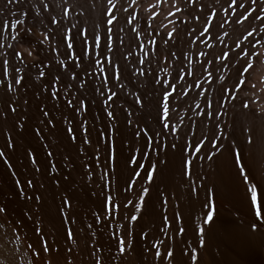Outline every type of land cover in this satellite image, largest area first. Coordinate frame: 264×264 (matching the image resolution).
<instances>
[{"label": "rangeland", "instance_id": "rangeland-1", "mask_svg": "<svg viewBox=\"0 0 264 264\" xmlns=\"http://www.w3.org/2000/svg\"><path fill=\"white\" fill-rule=\"evenodd\" d=\"M53 1L54 0H30L32 16H24L21 14L27 5L23 8L17 7L16 5L11 6L12 10L17 13V16L9 17V19L12 21L17 18L24 21L26 20L25 22L28 25H32L35 22L33 19L35 17L33 14H37L35 10L37 12V9H41L43 4L49 5L50 3L51 6L48 12L41 13L43 16H41V18H43L44 22H47L41 24V27L40 24L35 27V32L37 34L33 39L34 45H39L38 38L41 35L45 36L47 34L50 38L47 40L49 46L48 44L45 47L39 45V54L37 55L36 52L33 54L35 59L43 61V63H37L36 67L33 68V80H35V77L38 75L36 68L45 72L50 69L52 71H60L59 68L65 71L68 68L67 66L72 65L73 60L76 59V56H74L73 53L71 54V52L67 56L64 54L67 41H64L63 44H59L58 46L61 33L65 32L64 34H69V36H71L76 31L72 25L76 24H66V28L62 23L60 25H58L59 23L55 25L51 24L52 14L50 11ZM55 1H59L60 5L64 7L63 16H65L64 9H68V14L64 17L66 20L72 19V14L84 20V31L86 30V35L88 37L90 54L95 57L96 52L91 51L92 35L90 34L93 33V31L103 34L106 27V20L101 17V9H106L109 6L108 0ZM5 2L6 0H0V8L4 7ZM230 2L231 0H227V2L226 0H220L218 5L216 0H179L178 6L181 8V12L177 13L175 8L171 7L168 0H137L136 4H133L132 0H113V3L116 5L113 12L117 15L118 22H114V25L111 27H114V30L119 33L117 43L123 40L121 48L123 50V56L127 57L126 61L121 59V63L124 62L127 69L133 71H136L138 68L146 69L151 67L157 79L160 77L159 80H169L171 82L172 75H170V73L174 75L177 69L188 68L189 60L193 61V63L205 62L206 58L199 55L200 52L209 53L207 59H212L213 54L219 55L221 50L227 52L229 49H234L235 52H239V49H236L234 44V41L237 39L247 48L248 41L244 39V36L247 35V33L244 32V27H247V25L240 27L238 30H233L231 15L226 11L228 3ZM149 3H159L160 6L156 9L157 16L154 17L152 21H156L166 35L167 32L165 29H167V31H172L174 25L181 27L184 42L176 43L174 49L172 48L171 50L178 54L181 52L183 53L182 64L176 63L177 57L168 59L163 55L161 56L159 65L157 66L155 63L153 53L156 52L157 43L163 45V42L160 40L159 35H154L155 33L151 32L149 29L148 32L151 33V36L145 34L144 28L147 27L148 24L144 20H140L136 13V11L139 10V13L146 18L151 12V8L148 7ZM34 5H36V7ZM121 5L123 8H128V12L134 15L136 14V22L132 24L127 23V20L131 19V17L128 13L123 12ZM213 10L219 12V15H215ZM169 11L173 14L169 15ZM197 16L200 17L199 20L196 19ZM209 16L212 17L208 25L211 27V31L205 33V35L201 37L200 33L206 26L205 21ZM221 17H223V20H221ZM93 18H95V20ZM78 20H76L77 26L79 25ZM224 21H227V23L224 29L220 30L218 25ZM100 23L102 25H100ZM93 24L95 26H93ZM183 24L187 25L186 29L182 26ZM258 25L259 22L257 21L254 23L253 27ZM132 28H136L137 31L140 32V35L136 36L135 33L131 31ZM45 29H47L46 31H49V29L52 31L46 33ZM36 30L39 31L37 32ZM72 30H74V32H72ZM193 30H195V34H193ZM53 32H56V36ZM3 33V41L0 35V45H3V47H0L1 53L10 51L7 49V44L16 43L12 40V36L16 34L15 30H6L3 31ZM225 33H228V35H225ZM240 33H244V35H240ZM213 36L216 38L213 39ZM252 39L253 42L256 40H264V34H260L259 32L254 33ZM153 41H156V43H153ZM138 44L141 46L138 47ZM17 47L26 48L28 45H18ZM60 49H62V51ZM161 50V52H163V48ZM79 51L80 46L79 42H77L75 52L79 53ZM257 51H264V42L257 47ZM235 52L229 53L232 56L231 61L227 59H217L215 65L205 64L206 71L197 68V76L200 77L199 84L201 87H189L193 81V77L191 76H187L184 81H181V83L185 84L188 98L183 106H177L175 102L173 103L174 112L172 114L173 119L170 121V127L175 128L176 131L171 132L166 129L163 135L156 136L153 141L154 144L160 143L163 146L164 144L170 143L178 135L181 144L186 142L189 145L187 152L192 154L191 158L195 161V167L192 169V175L190 177H182L181 175V157L178 150L173 153L168 149L167 157H165L163 151H161L159 158L162 160L167 159V167L164 168L161 166L163 175L154 173V182L151 184L146 183L147 177L144 174V169L139 168L137 164L130 162L126 163L127 158L131 155L135 156L140 164H144L147 167L149 165V160H154L156 158V151H154L152 147H143L145 132L148 133V136H154L156 132L160 131V126L156 123V111L151 106L145 107V111L144 109L143 111H138L141 109V105L137 104L136 106L135 104V100L139 95L143 96L147 91L151 90V75H149L146 80L145 77L140 76L137 71L138 75L136 74L137 76L130 80L129 74L126 71V76L124 75L125 78L115 84L109 83L110 85L108 84L104 88V96L101 97L99 93L93 92L91 86H89L90 88L88 87L86 91L84 88H80L81 82L88 84L92 81V84L97 88L100 86L99 81H101L103 76L107 75L98 70L101 66H104V59L101 57L100 66L95 65V68L89 69L88 76L81 72L80 79L76 81L77 88H80V93H83V95L87 97L86 103L90 105L86 112L79 114H75L71 109L64 107L67 100L80 94L77 92V88L66 89L65 83L61 82H55L52 87L43 88V97L49 96L53 90L60 92V96L57 98L58 101L61 102L60 110L55 112V116L57 117L56 127L52 129V125H49L48 128H44L41 132L44 139H41L35 135L37 123L35 119H29L27 121V130L21 129L19 124H17V131L22 132L23 135L22 137H15L16 145L14 150L6 148L5 145L8 137L4 134H0V150L6 153L5 157H0V206L7 205L8 207V214L6 216L0 214V234L2 237L9 240L14 235V232L19 231L22 232H18L21 237H25L26 239L29 238L28 240L37 248H40L44 241L53 248L57 247V245L67 248L72 242L66 240V231L71 229L76 234L77 244L81 248L87 244L89 249H100L98 254L102 258H111V264H140V261H143V264H152L151 257H149L148 260H144L142 254L137 255L138 253H142L143 248L148 246L141 240V229L143 228L144 232L155 235L159 228L168 227L161 222L163 216L171 218L174 212H181L184 213L186 217L187 188L189 187L188 181L190 180L192 186L200 189L201 200L204 198L203 186H207L214 190L212 198L216 207L215 224H203L205 216L201 213L199 205H197L196 213L192 218L193 224L189 226L188 235L185 237L186 247H188L189 250H191V248H196L200 264H264V234L254 233L248 228L249 217L247 201L244 198V187L237 177L236 169L232 167V157L228 153H225L223 156L217 154L212 161H209L205 154L212 155L214 149L207 140H205L200 153H196L195 148L191 147L194 143V137L196 139H203V134L208 133L209 129L213 126L209 118L204 116L206 107L205 97L203 95H197L198 93L206 92L208 98L212 101L213 108L219 112L218 119L220 121V129L217 134L219 135L223 131H231V128H227L226 126L234 124L236 136L241 144L245 142V137L241 132V128L252 123V116L250 113H247L246 110L244 112L241 111L240 100L245 97H250V103L255 107L257 113L261 108H264V90L259 88L254 92H250L247 89L243 92H239L236 96L235 103H233L232 96L236 94L238 90L232 87V85L236 81V68L240 66ZM3 58V56H0V61H2ZM61 59L64 65L61 64ZM140 60H145L146 63L139 64ZM261 60H264V56H262L260 60L254 62L255 67L251 70L250 75V80L252 82L264 80V63H261ZM11 63L16 67L23 68L24 66L21 59L13 58ZM9 73L7 78H4L2 74H0V78L11 81V67L9 68ZM209 73L212 74V78L209 77ZM181 74L183 75L184 73L181 72ZM18 75H23V73L21 72ZM89 77L93 79L91 80ZM221 77L224 79L222 80ZM81 78L83 79L81 80ZM43 79L42 77L41 80ZM67 79L68 76H65V82ZM213 79L215 83H213ZM143 80L145 82H143ZM25 83H27V81ZM37 83L39 82L37 81ZM221 83L225 85L226 89L222 98L219 88ZM20 91L23 93L24 89L21 88ZM33 91L34 89L29 85L28 98L31 101L28 106L29 116L34 113L39 115L37 113L38 103L40 107L46 110L50 107V102L47 100H44L43 103L36 101L32 95ZM112 91L119 92L118 98L113 97L115 104H113L112 101L104 103L107 99L106 96L111 95ZM2 93L3 86L0 85V94ZM173 95L175 96V93ZM221 104L223 108H220ZM101 108L105 109V111H101ZM19 111L23 112V107L20 108ZM109 111L114 112V117H108L107 113ZM198 112L200 115H197ZM234 117L235 120H233ZM129 121H131V123H129ZM23 122L24 121H21V123ZM78 124H83V128H79L76 131L75 135L77 136V140L73 143L66 129L76 127ZM145 125H147V127ZM10 126L11 120L7 124L0 123V129L6 130L10 128ZM84 128L89 130L88 133H84ZM49 129H52V131H49ZM136 132H139L140 136H135L134 134ZM98 133H104V135L98 136ZM85 134L90 135L91 145L82 143V138ZM217 143H219V141ZM45 145H47V147H45ZM108 146L114 148L115 160L112 162L111 167L106 169V148ZM96 147L99 148L98 158L94 153ZM141 147H143L144 152L149 154L148 157L141 156L140 152L137 151V148ZM29 148L34 149V156L38 160V165H32L30 159L26 157L25 151ZM81 148L84 149L82 153L79 151ZM49 151L53 153L51 157L47 156ZM244 155L247 157V149H245ZM198 157L204 158L198 159ZM4 159H8L9 164L12 165L11 169H9L8 165L4 164ZM85 163L88 164V169L94 173L93 179L95 183H90L88 181V177L85 174L86 170L83 167ZM52 165H55L56 171H52ZM37 166L41 168L44 174L34 173V169ZM261 167L264 168V161L261 162ZM134 168L141 173V177L137 178L139 182L134 185L135 191L128 196V199H137L135 192L140 190L141 185L148 187L149 195L146 197L148 203L145 215L140 218L138 222L131 221L130 217L128 220H124L123 217L125 215L134 212L133 206L129 205L128 209L121 208L115 214L114 219L117 222L110 223L106 228L103 220L100 224H95L91 213L99 209L101 198L93 197L90 194L93 190L99 191V189L95 187V184L100 183V175L105 171L112 172L114 169L115 176L119 179L120 190L122 191L128 176L130 174L134 176V173L131 172ZM13 172L17 173L15 177L12 175ZM64 176H69V180H63L62 177ZM28 178L35 179L38 190L34 191L33 189L26 188L25 191L33 197L35 195H42V204H37L34 199L28 201L17 196L18 189L15 187V180L21 179V181H24ZM57 179H59V184L56 182ZM40 183L44 184V188H39ZM107 183L108 186L105 188V191L115 196L117 185L112 182L111 177H109ZM21 187H24L23 183ZM61 197L69 198V204H63ZM117 199L123 201V197H118ZM123 202L126 203V201ZM62 208L64 210L63 212L60 211ZM204 211L206 212L207 210ZM135 214L138 215V217L140 216L139 213ZM28 216H32V219H28ZM196 217H199V219ZM112 219L113 217H109V220ZM73 220H75V223H72ZM121 223L128 224L130 230L134 229L133 235L129 238L133 239L136 252L131 256L121 257L117 253L114 243L113 246L109 248L110 234L111 239L114 241V238L122 231L120 227ZM89 224L93 225L91 229L88 228ZM178 224L183 225L184 220L178 221ZM196 224L206 229V247L204 248L199 247L198 238L193 232V227ZM36 228L41 229L39 234L34 231ZM93 232L100 233V235L91 236V239H85L86 233L91 235ZM4 234L7 235V237H4ZM171 234L170 232L168 235L161 233L160 238L168 240ZM151 235L145 237L149 243L154 242L151 239ZM13 240L14 237L9 240V242H6L9 243V245H13ZM97 240H99V243L96 242ZM169 243H171V241H169ZM101 245H103L102 248ZM161 250L163 251V249ZM78 259H84V257L80 256ZM185 259L188 260L189 258L185 257ZM87 264H90V261L87 262ZM102 264H108V260L102 259ZM157 264H159V262H157ZM189 264H191L190 261Z\"/></svg>", "mask_w": 264, "mask_h": 264}, {"label": "snow or ice", "instance_id": "snow-or-ice-1", "mask_svg": "<svg viewBox=\"0 0 264 264\" xmlns=\"http://www.w3.org/2000/svg\"><path fill=\"white\" fill-rule=\"evenodd\" d=\"M168 2L172 8H175L177 13L181 12V8L178 6L179 0H168ZM132 3L136 4L137 0H132ZM216 3L219 5L220 0H216ZM12 5H16L17 7H24L27 5L21 14L24 16L31 15L30 0H6L4 7L0 8V31L16 30V35L12 36V40L16 43L7 44V49L10 51L0 53V56L4 57L3 60L0 61V74H2L4 78H7L10 74L9 68H12L11 81L0 78V85L3 86V93L0 94V123L7 124L11 120L10 128L6 130L0 129V134H4L8 137L5 145L6 148L14 150L16 145L15 137H22L23 135L22 132L17 131V124H19L21 129L27 130V121L29 119H35L37 121L35 135L44 139L41 135L43 129L48 128L49 125H52V129L56 127L57 117L55 116V112L60 110L61 102L57 99L60 96V92L53 90L49 96L43 97V88L52 87L55 82L65 83L66 89L77 88L76 81L79 80L80 73L83 72L87 75L89 69L95 68V65H99L101 63L100 58L102 57L104 59V66L98 70L102 73H106L107 75L101 78L100 86L97 88L91 82L88 84L81 82L80 88H84L86 91L87 88L91 86L94 93H99V95L103 97L104 88L109 83L115 84L116 82L121 81L124 78L126 71L129 74L130 80L136 77L137 71L139 72V75L145 77L146 80L149 75H151V90L147 91L143 96H138L135 100V104L141 105V109L138 111H142L148 106L153 107L156 111V123L160 126V131L156 132L154 136H148V133L145 132L143 137V147H152L153 150L156 151V158L154 160L150 159L147 167L144 164H140L136 157L131 155L127 158L126 163H134L137 164L139 168L144 169V174L147 177L146 183L151 184L154 182V173H160L163 175L161 166L164 168L167 167V159L162 160L159 158L161 151H163L164 156L167 157L168 149H170L173 153L178 150L181 157L182 177H190L192 175V169L195 167V161L191 158L192 154L187 152L189 145L186 142L181 144L178 135L170 143L164 144L163 146L160 143L154 144L153 141L156 136L163 135L164 130L166 129L171 132L176 131L175 128L170 127V121L173 119L172 114L174 112L173 103L175 102L177 106H183L188 98V92L185 84L181 83V81H184L187 76H191L193 77V81L189 87H201L199 84L200 77L197 76V68L202 71H206L207 69H205V64L215 65L217 59H227L231 61L232 56L229 53L235 52L234 49H229L227 52L221 50L219 55L213 54L212 59H207L209 53L200 52L199 55L206 58L205 62L193 63V61L189 60L188 68L177 69L174 75L170 73V75H172L171 82L169 80L156 79L155 72L151 69V67L146 69H137L136 71L127 69L126 64L121 63V59L124 61L127 60V57L123 56V50L121 48L123 40H120V42L117 43L119 34L114 30V27H111L114 25V22H118V17L113 12L116 5L113 3V0H108L109 6L101 11L102 19L106 20L105 30L103 34L96 31H93L92 33L91 51L96 52V56L94 57L90 54L86 30L82 32L77 25H73L76 29L75 33L69 36L62 32L61 39L58 43L59 46V44H63L64 41H67L64 54L67 56L71 52L76 56L72 65H69L64 72L52 71L51 69L45 72L36 68L38 75L35 77V80H33L32 69L36 67L37 63H43L42 60L38 61L33 57L34 52H36L37 55L39 54V45L33 44V39L35 38V27L36 23H44L41 18V13L47 12L51 6L43 4L41 9H37V14L33 18L35 22L32 25H28L24 20L18 18L14 21L9 19V17L17 16V13L12 10ZM159 6V3L148 4V7L151 8V12L146 18H144L146 23L147 21H152L153 18L157 16L156 9ZM121 8L123 9V12L128 13L131 17V19L127 20L128 24L136 22V16L128 12V8H123L122 5ZM226 11L231 15L233 30H238L240 27L247 25V27H244V32L247 33V35L244 36V39L248 41L247 48L241 44L238 39L234 41L236 49H239V52H235V56L240 65L236 68V81L232 85V87L238 90L237 93L232 96L233 103H235L236 96L239 92L245 91V89L250 92H254L258 88L264 90V80H258L256 82H252L250 80L251 70L255 67L254 62L260 60V58L264 56V51H257V47L261 45L264 40H256L253 42L252 39L254 37V33L259 32L260 34H264V0H243V2L242 0H231V2L228 3ZM213 12L215 15H219V12L215 10H213ZM67 14L68 9H64V15L67 16ZM168 14L172 15L173 13L169 11ZM196 19L199 20L200 17L197 16ZM211 19L212 17L209 16L205 21L206 26L200 33L201 37H203L205 33H209L211 31V27L208 26ZM221 20H223V17H221ZM257 21L259 22V25L253 27L254 23ZM50 23L57 24L58 21L56 17H52ZM226 23L227 21H224L219 24V29L223 30ZM182 26L185 29L187 28L186 24H183ZM151 27V24H148V26L144 28V32L148 36H151V33L148 32V28ZM51 31L52 30L49 29V33ZM131 31L135 33L136 36L140 35V32L137 31L136 28H132ZM155 31L156 29L152 28V32ZM165 31L167 32V38H165L163 34H160V40L163 42V45L161 46L157 43L156 52L153 53L155 63L158 66L161 56L163 55L168 59L177 57L176 63L182 64L183 53L181 52L178 54L177 52L171 50L176 46V43L184 42L181 27L174 25L172 31H167V29H165ZM193 34H195V30H193ZM225 35H228V33H225ZM240 35H244V33H240ZM48 38V35H45L43 39L46 40ZM215 38L216 37L213 36V39ZM77 42H79L80 46L79 53L75 52ZM39 43L42 44L43 40H40ZM153 43H156V41H153ZM25 44H27L28 47H17L18 45L23 46ZM137 46L140 47L141 45L138 44ZM0 47H3V45H0ZM161 47H163V52H161ZM13 58L21 59V62L24 65L23 68L16 67L12 64L11 60ZM139 63L144 64L146 61L140 60ZM261 63H264V60H261ZM61 64H63V61H61ZM21 72L23 75H18ZM181 72L184 74L182 75ZM65 76H68L66 82ZM42 77L44 78L43 80H41ZM209 77L212 78L211 73H209ZM221 79L223 80L224 78L221 77ZM26 81L27 83H25ZM37 81L39 83H37ZM213 83H215L214 79ZM29 85L32 89H34L32 95L36 101L43 103L44 100H47L50 102V107H48L47 110L40 107L39 103L37 104V113L39 115L34 113L29 116L28 114V106L31 103L28 98ZM21 88L24 89L23 93L20 91ZM80 88H77L78 93H80ZM219 88L222 98L224 92L226 91L225 85L221 83ZM174 93L175 96L173 95ZM197 95H203L205 97L206 107L204 110V116L209 118L213 126L209 129L208 133L203 134V139H196L194 137V143L191 147L195 148L196 153H200L205 140H207L214 149L212 155L205 154L209 161H212L217 154L223 156L225 153H228L232 157V167L236 169L237 177L240 179L244 187V198L247 201L249 217L248 228L254 233L264 234V168L261 167V162L264 161V108H261L257 113L255 107H253L252 103H250V97H245L240 100L241 111L244 112L246 110L247 113H250L252 116V123L241 128V132L245 137V142L241 144L236 136L234 124L226 126L227 128H231V131H223L219 135L217 134L220 129V121L218 119L219 112L213 108L212 101L208 98L206 92H201ZM113 97L118 98V93L116 91H112L111 95L107 96L104 103L112 101L113 104H115ZM86 101L87 97L83 95V93H80L72 99L67 100L64 107L71 109L75 114H79L88 110L90 105L89 103H86ZM22 107L23 112H20L19 109ZM220 108H223L222 104L220 105ZM101 111H105V109L101 108ZM107 115L109 118H112L114 117V112L109 111ZM197 115H200V113L198 112ZM233 120H235V117ZM21 121L24 122L21 123ZM129 123H131V121H129ZM145 126L147 127V125ZM79 128H83V124H78L76 127L66 129V132L73 143L77 140L75 133ZM52 129H49V131H52ZM83 131L84 133H88L89 130L84 128ZM100 135H104V133H98V136ZM134 135L140 136V133L136 132ZM218 141L219 143H217ZM82 143L85 145H91L90 135H83ZM45 147H47V145H45ZM143 147L137 148V151L140 152L141 156L148 157L149 154L143 151ZM245 149H247V157L244 155ZM79 151L82 153L84 152V149L81 148ZM94 153L98 158V147L94 149ZM25 155L30 159L32 165H38V160L34 156V149H26ZM52 155L53 153L51 151L47 153L48 157H51ZM5 156L6 153L0 150V157ZM203 158L204 157H198V159ZM114 160L115 150L113 147L108 146L106 148L105 168H110ZM3 162L8 165L9 169L12 168L8 159H4ZM83 167L86 170L85 174L88 177V181L90 183H95L93 179L94 173L88 169V164L85 163ZM52 171H56L55 165H52ZM131 172L134 173V176L131 174L128 176L125 180L122 191L120 190L119 179L115 176L114 169L112 172L105 171L100 175V183L95 184V187L99 189V191L93 190L90 194L93 197L101 198L99 209L91 213L95 224H100L103 220L106 228L110 223L117 222L114 219L115 214L121 208L128 209L129 205L133 206L134 212L125 215L123 217L124 220H128L130 217L131 221L138 222L139 219L145 215L148 203L146 197L149 195V188L141 185L140 190L135 192L137 199H128V196L135 191L134 185L139 182L137 178L141 177V173L135 168L132 169ZM34 173L44 174L39 166L35 167ZM12 175L15 177L17 173L13 172ZM109 177H111L112 182L117 185L115 189V196L105 191V188L108 186L107 182ZM62 179L67 181L69 180V176H64ZM56 182L59 184V179H57ZM22 183L24 187H21ZM188 184L186 217L185 214L181 212H174L171 218L163 216L161 222L168 227L159 228L155 235L144 232L143 228L141 229V240H143L148 246L143 248L142 253H138L137 255L142 254L144 256V260H148V258L151 257L152 264H157V262H159V264H189V261L191 264H200L196 248H191V250H189L188 247H186L185 237L188 235L189 226L193 224L192 218L196 213L197 205H199L201 213L205 216L203 224H215L216 207L212 198L214 190L212 188H208L207 186H203L204 198L201 200L200 189L192 186L190 180L188 181ZM15 187L18 189L17 196L19 198L26 199L28 201L34 199L37 204H42V195H35L33 197L25 191L26 188L33 189L34 191L38 190L37 183L34 178H28L24 181L16 179ZM39 188H44V184L40 183ZM118 197H123V201H126V203L118 200ZM61 200L63 204H69V198L61 197ZM204 210L207 211L205 212ZM60 211L63 212V208L60 209ZM135 213H139L140 216L138 217ZM0 214H4L5 216L8 214L7 205L0 206ZM109 217H113V219L109 220ZM196 218L199 219V217ZM28 219H32V216H28ZM180 220H184L183 225L178 224V221ZM72 223H75V220H73ZM92 227V224L88 225L89 229ZM120 227L122 231L114 238V241L111 239L110 234L109 248H111L114 243L116 251L121 257L131 256L136 252L133 239L129 238L133 235L134 229L130 230L128 224L126 223H121ZM34 231L39 234L41 229L36 228ZM169 232L172 234L169 235L168 240L160 238L161 233L168 235ZM193 232L198 238L199 247H206V229L199 224H196L193 227ZM99 235L100 233L95 232L91 233V235L86 233L85 239H91V236ZM149 235H151V239L154 242L149 243L145 239V237ZM65 238L67 241L72 242L67 248L59 245L53 248L46 241H44L41 244V247L35 251L33 264H36V261H39V264H87L89 261L90 264H102V259L108 260V264H111V258H102L98 254L100 249H89L87 244L81 248L77 244L76 234L73 230L68 229L66 231ZM169 241H171V243H169ZM96 242L99 243V240ZM27 247L32 250L35 248V245L29 243ZM102 247L103 245H101V248ZM161 249H163V251ZM80 256H83L84 259H78ZM185 257H188L189 259L186 260ZM140 264H143V261H140Z\"/></svg>", "mask_w": 264, "mask_h": 264}, {"label": "bare ground", "instance_id": "bare-ground-1", "mask_svg": "<svg viewBox=\"0 0 264 264\" xmlns=\"http://www.w3.org/2000/svg\"><path fill=\"white\" fill-rule=\"evenodd\" d=\"M45 1V0H44ZM50 1V0H49ZM81 1V0H80ZM43 2V1H42ZM99 2V1H98ZM45 3V2H44ZM103 3V2H102ZM92 4V3H91ZM40 5V4H39ZM49 5H50V3H49ZM35 7H36V5H34ZM65 6H67V5H65ZM42 7V6H41ZM90 7V6H89ZM208 7V6H207ZM23 8V7H22ZM40 8V7H39ZM63 8L64 7H62L61 5H60V2L59 1H53L52 2V8H51V14H52V16L51 17H56V19H57V21H58V25H60L61 23H62V25L64 24L65 25V28H66V24H70V23H75L76 25H77V22H76V20H78L79 18L75 15V14H72V19H68V20H66L64 17L65 16H63ZM15 9V8H14ZM19 9V8H18ZM21 9V8H20ZM25 9V8H24ZM35 9V8H34ZM66 9V8H65ZM16 10V9H15ZM72 10H75V9H72ZM79 10V9H78ZM102 10V9H101ZM82 11V10H81ZM80 11V12H81ZM48 12V11H47ZM71 12V11H70ZM73 12V11H72ZM94 12V11H93ZM32 13V12H31ZM35 13H37L36 12V10H35ZM79 13V12H78ZM134 13H135V11H134ZM136 13H137V15H138V17H139V19L140 20H144L145 21V17H143L140 13H139V10L138 11H136ZM47 14V13H46ZM76 14H77V12H76ZM80 14V13H79ZM78 14V15H79ZM86 14V13H85ZM142 14H143V12H142ZM49 15V14H48ZM87 15V14H86ZM136 15V14H135ZM32 16V15H31ZM33 16H36V15H34L33 14ZM42 16V15H41ZM45 16V15H44ZM50 16V15H49ZM81 16V15H80ZM79 16V17H80ZM95 16V15H94ZM43 17V16H42ZM70 17V16H69ZM86 17V16H85ZM90 17V16H89ZM43 19V18H42ZM45 19V18H44ZM94 20H95V18H93ZM96 19H98V18H96ZM46 20V19H45ZM50 20V19H49ZM74 20V21H73ZM90 20V19H89ZM26 21V20H25ZM79 21V27L81 28V31L83 32L84 31V28H85V23H84V20L83 19H79L78 20ZM88 21V20H87ZM45 22H47V21H45ZM45 22H44V24H45ZM97 23H99V22H97ZM97 23H95V24H97ZM102 23V22H101ZM100 23V25H102ZM31 24H32V22H31ZM39 23H37L36 25H38ZM89 24V23H88ZM147 24H151V28H148L151 32H152V28H155L156 29V31L155 32H153V33H155L154 35H159L160 36V34H163L164 35V37L165 38H167V35L164 33V31L158 26V23L156 22V21H147ZM48 25V24H47ZM55 25V24H54ZM53 25V26H54ZM61 25V26H62ZM63 25V26H64ZM91 25V24H90ZM69 26V25H68ZM67 26V27H68ZM71 26V25H70ZM73 26V25H72ZM93 26H95L94 24H93ZM116 26V25H115ZM40 27H41V24H40ZM40 27H38V28H40ZM59 27V26H58ZM57 27V28H58ZM52 28V27H51ZM55 28V27H54ZM64 28V29H65ZM72 28V27H71ZM95 28V27H94ZM53 29V28H52ZM91 29V28H90ZM125 29V28H124ZM47 29H45V32L47 33V32H49V31H46ZM92 30V29H91ZM16 31V30H15ZM37 32L39 31V30H36ZM57 31V30H56ZM59 31V30H58ZM125 31H127V30H125ZM124 31V32H125ZM62 32V31H61ZM67 32V31H66ZM72 32H74V30H72ZM7 33V32H6ZM11 33V32H10ZM54 33V32H53ZM56 33V32H55ZM54 33V34H55ZM65 33V32H64ZM37 33L35 32V35H36ZM40 34V33H39ZM42 34H43V32H42ZM45 34V33H44ZM68 34V33H67ZM119 34V33H118ZM123 34V33H122ZM16 35V34H15ZM47 35V34H46ZM69 35V34H68ZM90 35H92V33L90 34ZM55 36H56V34H55ZM53 37V36H52ZM92 37V36H91ZM90 37V38H91ZM130 37V36H129ZM129 37H128V39H129ZM44 38V35H41L39 38H38V42L40 41V40H43V43L42 44H40L39 43V45L41 46V47H45L48 43H47V40L48 39H46V40H44L43 39ZM50 38V37H49ZM54 39H56V38H54ZM59 39V38H58ZM57 39V40H58ZM132 40V39H131ZM2 41H3V38H2ZM53 41V40H52ZM59 41V40H58ZM58 41H57V43H58ZM125 41V40H124ZM51 42V41H50ZM56 43V42H55ZM54 44V43H53ZM48 46H49V44H48ZM66 46V45H65ZM162 46V45H161ZM47 48V47H46ZM62 48V47H61ZM163 47H161V49H162ZM174 49V48H173ZM61 51H62V49H60ZM60 51V52H61ZM162 51V50H161ZM1 53V52H0ZM72 54V53H71ZM62 56H63V54H62ZM75 56V55H74ZM58 57V56H57ZM62 60V59H61ZM137 60H139V59H137ZM63 61V60H62ZM135 61V60H134ZM60 62V61H59ZM163 62V61H162ZM64 63V62H63ZM103 63V62H102ZM124 63V62H123ZM129 63H131V62H129ZM137 63V62H136ZM135 63V64H136ZM133 64H134V62H133ZM140 64V63H139ZM164 64V63H163ZM64 65V64H63ZM162 65V64H161ZM97 66V65H96ZM100 66V65H99ZM149 66V65H148ZM63 67V66H62ZM68 67V66H67ZM102 67V66H101ZM127 67V66H126ZM137 67V66H136ZM159 68V67H158ZM60 69V72L62 71L61 70V68H59ZM133 69V68H132ZM138 69H140V68H138ZM32 71H33V69H32ZM58 71V70H57ZM62 72H64V71H62ZM100 72V71H99ZM159 72V71H158ZM160 73V72H159ZM158 73V74H159ZM90 74V73H89ZM92 74H93V72H92ZM96 74V73H95ZM162 74V73H161ZM91 75V74H90ZM104 75V74H103ZM137 75H138V73H137ZM136 75V76H137ZM168 75V74H167ZM87 76H88V74H87ZM125 76H126V74H125ZM98 77V76H97ZM104 77V76H103ZM161 77H162V75H161ZM90 78V77H89ZM125 78V77H124ZM79 79H80V77H79ZM83 78H81V80H82ZM91 79V78H90ZM93 79V78H92ZM91 79V80H92ZM157 79V78H156ZM159 79H160V77H159ZM89 80V79H88ZM90 80V81H91ZM97 80H99V79H97ZM96 81V80H95ZM94 81V82H95ZM120 82V81H119ZM134 82H135V80H134ZM143 82H145L144 80H143ZM147 82V81H146ZM80 83V82H79ZM91 83H93L92 81H91ZM99 83H100V81H99ZM129 83V82H128ZM57 84H59V83H57ZM149 84V83H148ZM147 84V85H148ZM60 85V84H59ZM110 85V84H109ZM119 85V84H118ZM144 87H145V84H144ZM90 88V87H89ZM92 88V87H91ZM107 89H109V88H107ZM106 89V90H107ZM111 89H112V87H111ZM60 90V89H59ZM119 90V89H118ZM127 91V90H126ZM136 91V90H135ZM138 92V91H137ZM119 93V92H118ZM128 93V92H127ZM139 93V92H138ZM136 94V93H135ZM98 95V94H97ZM125 95V94H124ZM127 95V94H126ZM140 96V95H139ZM98 97V96H97ZM107 97V96H106ZM120 97V96H119ZM125 97V96H124ZM130 99V98H129ZM128 99V100H129ZM98 100V99H97ZM127 100V99H126ZM131 100V99H130ZM119 101V100H118ZM125 101V100H124ZM133 101V100H132ZM126 102V101H125ZM128 102H131V101H128ZM134 103V102H133ZM132 103V104H133ZM129 104V103H128ZM131 104V103H130ZM129 106V105H128ZM136 106H137V104H136ZM128 108V107H127ZM132 109V108H131ZM140 109V108H139ZM135 110V109H134ZM137 111V110H136ZM143 111V110H142ZM144 111H145V109H144ZM149 111V110H148ZM137 114V113H136ZM8 226V225H7ZM1 227V226H0ZM3 229V228H2ZM17 229V228H16ZM15 231V230H14ZM13 231V232H14ZM17 231V230H16ZM3 232H4V230H3ZM19 231H17V232H14V235L12 236V238L11 239H13V237H14V240H13V245H9V243H7V242H9V240H11V239H9V240H6V239H4L3 237H2V235L0 234V264H33V261H34V256H35V251L36 250H38L39 248H37V247H35L34 249H32V250H30V249H28V247H27V245L29 244V243H31L28 239H26L25 237L23 238V237H21L20 235H19V233H22V232H19ZM1 233V232H0ZM9 234H11V233H9ZM5 235V234H4ZM10 236V237H11ZM25 236V235H24ZM4 237H7V235H5ZM7 241V242H6ZM32 244V243H31ZM40 247V246H39ZM36 264H39V261H36Z\"/></svg>", "mask_w": 264, "mask_h": 264}, {"label": "water", "instance_id": "water-1", "mask_svg": "<svg viewBox=\"0 0 264 264\" xmlns=\"http://www.w3.org/2000/svg\"><path fill=\"white\" fill-rule=\"evenodd\" d=\"M0 35L2 36V38H4V33H3V31H0Z\"/></svg>", "mask_w": 264, "mask_h": 264}]
</instances>
